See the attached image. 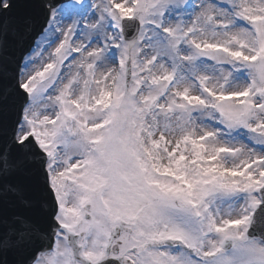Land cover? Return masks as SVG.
I'll return each mask as SVG.
<instances>
[{"label":"snow or ice","instance_id":"snow-or-ice-1","mask_svg":"<svg viewBox=\"0 0 264 264\" xmlns=\"http://www.w3.org/2000/svg\"><path fill=\"white\" fill-rule=\"evenodd\" d=\"M0 264H264V0H0Z\"/></svg>","mask_w":264,"mask_h":264}]
</instances>
